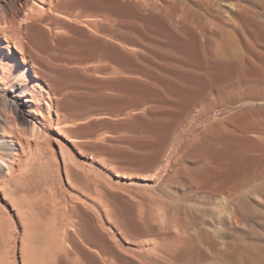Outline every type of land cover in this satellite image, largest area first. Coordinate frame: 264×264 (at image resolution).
Listing matches in <instances>:
<instances>
[{
	"label": "bare ground",
	"instance_id": "6f19581e",
	"mask_svg": "<svg viewBox=\"0 0 264 264\" xmlns=\"http://www.w3.org/2000/svg\"><path fill=\"white\" fill-rule=\"evenodd\" d=\"M0 264H264V0H0Z\"/></svg>",
	"mask_w": 264,
	"mask_h": 264
}]
</instances>
